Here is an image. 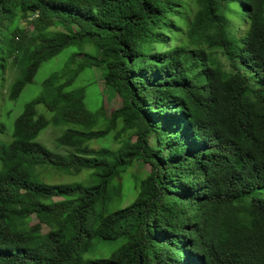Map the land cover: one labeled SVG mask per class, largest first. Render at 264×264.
<instances>
[{"label":"trees","instance_id":"1","mask_svg":"<svg viewBox=\"0 0 264 264\" xmlns=\"http://www.w3.org/2000/svg\"><path fill=\"white\" fill-rule=\"evenodd\" d=\"M196 3L184 32L170 18L184 0H0L10 99L70 49L16 117L12 140L0 138V264H264V198L244 202L264 190V0ZM235 7L248 24L241 36L230 30ZM175 32L177 45L162 49ZM94 67L122 99L103 109L104 130L93 129L85 90L72 88ZM49 125L64 127L56 151L38 141ZM113 131L115 149L90 145ZM136 162L151 170L136 176L130 204L100 212ZM40 165L90 176L49 183ZM55 197L65 203L50 208ZM95 236L121 243L87 258Z\"/></svg>","mask_w":264,"mask_h":264},{"label":"rangeland","instance_id":"2","mask_svg":"<svg viewBox=\"0 0 264 264\" xmlns=\"http://www.w3.org/2000/svg\"><path fill=\"white\" fill-rule=\"evenodd\" d=\"M182 10L183 14L181 17L172 15L170 18L171 20L175 21L176 25H180L183 31L186 32L188 28L185 23L189 21V18H192L195 11L197 10L196 0H184ZM228 16L230 18L231 33L236 36H241L247 32L248 24L239 16L236 7L229 12ZM57 19L65 22L68 21L65 17H59ZM22 25L24 27L31 28V26L26 22H23ZM58 28H60V26ZM169 33L172 34V31ZM178 37L179 33L175 32L171 38V42L167 46H163L162 49H166L168 46H176L178 43ZM182 37L185 40L188 39L186 33H182L180 38ZM69 51L70 49H67L51 60L45 62L37 72L34 81L24 88L17 99H10L9 97V87L16 75L13 73V71L8 69L5 74V80L2 82V84H0V121L6 126V131L0 133V138L2 140L7 142L12 140L16 117L21 113L24 105L42 91V82L44 79L47 78L54 70L60 69L62 66H64L65 62L69 58ZM221 58L224 62H226L223 57ZM72 88H83L85 90V103L87 108L91 112L97 113V121L94 124L93 129L104 130L107 126V123L105 122V118L103 116V109L105 108L108 112L112 111L114 108L121 106L122 99L114 88L103 81L100 68H89L81 72L74 81ZM37 112L39 114L45 115L47 118L52 116V112H50L43 104L37 105ZM63 130V126L57 127L54 125H49L47 128L41 131L38 136V141L45 144L48 148L56 151L58 150L56 148V138L63 132ZM115 133L116 131H113L108 137L94 139L90 145L95 149H98L104 145L115 149L120 145V141L114 139ZM149 170H151L150 164L144 165L142 162H136L135 166L130 169L129 175L124 178L122 184L120 185V190H117L113 187L109 193H107L105 198L107 203H105L104 207L101 206L100 212L104 209V213H107L110 211V209L114 208L109 204H113L116 208L119 206L125 207L129 205L135 196L134 187L136 176L138 174L145 175L146 171ZM36 171L42 180L49 183L77 182L82 181L85 178L87 179V177L90 176V171H84L83 173L79 174L64 173L50 165H40L37 167ZM254 197L264 198V190L256 191L252 195L246 197L244 202L249 203ZM115 198H121L117 205H115L117 202V199ZM64 203L65 199L61 197H55L49 203V207L59 208ZM31 218L33 219V217ZM34 221L35 219H33V222ZM120 243V240L105 241L102 238L95 236L93 238V246L91 247V250L86 253V257L94 258L96 255L108 257L111 252L120 245Z\"/></svg>","mask_w":264,"mask_h":264}]
</instances>
